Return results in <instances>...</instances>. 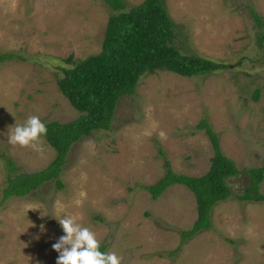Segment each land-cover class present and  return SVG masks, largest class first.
Here are the masks:
<instances>
[{
    "label": "rangeland",
    "instance_id": "rangeland-1",
    "mask_svg": "<svg viewBox=\"0 0 264 264\" xmlns=\"http://www.w3.org/2000/svg\"><path fill=\"white\" fill-rule=\"evenodd\" d=\"M142 1L125 0L127 8ZM166 6L180 26L178 47L228 67L193 77L143 76L135 94L119 99L110 129L72 145L61 188L49 181L3 199L7 158L17 172H31L55 154L45 140L43 155L10 145L12 128L30 115L44 123L79 115L58 90L59 67L70 54L81 59L100 51L113 11L103 0H0V52L22 57L0 63V264H56L52 244L64 235L57 219L69 214L122 264H264V201L236 197L244 174L228 179L233 194L214 205L211 227L185 239L182 231L196 219L192 191L173 184L152 199L143 188L165 174V158L177 173L208 170L214 150L196 127L203 118L239 170L264 164V41L258 47L248 8L264 19V0H166ZM34 206L47 216L28 210Z\"/></svg>",
    "mask_w": 264,
    "mask_h": 264
},
{
    "label": "trees",
    "instance_id": "trees-1",
    "mask_svg": "<svg viewBox=\"0 0 264 264\" xmlns=\"http://www.w3.org/2000/svg\"><path fill=\"white\" fill-rule=\"evenodd\" d=\"M103 1L113 13L108 17L100 51L81 59H74L72 54L63 58L64 65L59 67L61 73L56 79L58 90L79 115L67 122H45L48 131L44 140L55 154L43 169L17 172L19 167L13 159H6L3 199L25 196L49 181L61 188L64 184L60 179L62 166L72 145L95 130L110 129L119 99L135 94L143 76L169 71L193 77L228 67L221 60L203 54H189L181 44L177 46L180 26L171 18L166 0H143L130 8L125 0ZM248 8L257 30V45L262 48L264 19L255 9ZM18 59L22 57L15 52H0V63ZM196 127L205 130L213 146L208 170L200 176L177 173L165 158V174L154 184L143 186L152 199H157L173 184L185 185L192 191L196 219L189 229L182 231V239L211 227L214 205L233 194L228 183L231 177L244 174L246 178L241 192L236 194L238 199L264 201V193L260 191L264 164L239 170L235 161L223 154L218 135L207 119L203 118ZM159 152L164 155L161 148ZM100 248L105 252L107 243L102 242Z\"/></svg>",
    "mask_w": 264,
    "mask_h": 264
},
{
    "label": "clouds",
    "instance_id": "clouds-1",
    "mask_svg": "<svg viewBox=\"0 0 264 264\" xmlns=\"http://www.w3.org/2000/svg\"><path fill=\"white\" fill-rule=\"evenodd\" d=\"M47 126L38 115H30L23 124H16L8 135V143L12 146L29 149L39 155L45 151L44 137ZM41 218L47 216L43 207L34 206L28 210H40ZM27 210V211H28ZM58 212L64 211L63 205H58ZM64 235L52 244V249L58 253L56 264H122L123 257L114 251H101V241L89 227L77 222L74 215H64L57 219ZM29 227H35L30 223ZM41 232L46 231L43 224ZM38 238V237H37Z\"/></svg>",
    "mask_w": 264,
    "mask_h": 264
}]
</instances>
